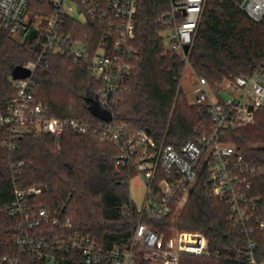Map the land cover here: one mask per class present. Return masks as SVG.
<instances>
[{
  "label": "built area",
  "instance_id": "1",
  "mask_svg": "<svg viewBox=\"0 0 264 264\" xmlns=\"http://www.w3.org/2000/svg\"><path fill=\"white\" fill-rule=\"evenodd\" d=\"M204 4L205 0H169V9L162 15L172 26L163 34L165 49L179 55L186 67ZM137 9L138 0H0L1 31L12 37L21 32L23 41L31 33L42 39L35 59L22 66L30 76L11 79L15 93L0 109V127L6 130L2 147L13 151L18 138L27 133H46L58 147L65 131L86 135L95 128L101 140L110 141L118 149L116 165L139 176L145 186L142 204L136 205L130 198L121 211L125 219H132V212L137 219L130 241L120 246H105L72 231L68 218L37 203L36 198L43 193L41 186L14 187L7 209L19 220L23 234L13 239L14 253L0 256V264H179L183 256L218 258L219 251L210 248L201 233L176 230L166 238L154 228L156 222L180 214L201 176L208 195L228 207V222L246 238L243 261L264 264L255 255L253 239L264 234V162L253 160L246 154V147L227 142L224 137L227 131L247 126L264 107V59L252 75L237 76L226 83V90L221 91L230 93L227 97H216L207 81L197 78L191 104L206 108L212 127L179 147L164 139L157 141L146 130L129 123H116L113 118L94 127L81 118L52 117L35 98L34 72L48 67L49 54L60 55L89 66L98 82L92 95L101 109L112 114L127 92L134 68L130 43ZM242 10L254 22H261L264 0H247ZM70 20L90 22L102 31L92 55L69 31ZM21 166L20 162L13 165L17 175ZM51 227L56 231H49Z\"/></svg>",
  "mask_w": 264,
  "mask_h": 264
},
{
  "label": "trees",
  "instance_id": "2",
  "mask_svg": "<svg viewBox=\"0 0 264 264\" xmlns=\"http://www.w3.org/2000/svg\"><path fill=\"white\" fill-rule=\"evenodd\" d=\"M105 3L108 0H100ZM243 0H205L193 37L187 64L197 78H204L216 97L224 84L237 76L255 73L264 59V18L254 22L240 8ZM169 0H138L136 28L130 43L134 49L133 72L125 96L112 109L113 121L146 130L155 140L179 147L207 133L212 127L203 105L189 104L180 81L186 62L165 49L163 34L171 29L162 15ZM69 31L92 55L101 30L90 22L69 21ZM42 46L39 35L31 33L23 42L0 30V109L15 90L11 71L35 59ZM48 67L33 74L34 94L48 114L56 118H81L92 126L102 120L89 110L90 93L98 86L86 63L49 54ZM5 129L0 127V256L14 253L13 239L23 234L19 220L9 215L14 187L41 186L36 198L48 210L61 213L72 231L87 235L105 246L130 241L136 214L125 219L121 211L129 203L127 181L135 174L116 165L118 149L101 140L95 128L86 135L65 131L57 147L46 133L24 134L13 151L2 147ZM227 142L246 147V154L264 162V107L249 127L224 133ZM22 163L20 174L13 165ZM201 176L192 188L180 214L156 222L155 231L169 237L173 228L198 232L218 258L183 256L179 264H246V238L227 220L228 207L211 198ZM51 232L55 228H49ZM255 255L264 260V234H257ZM22 264H34L24 262Z\"/></svg>",
  "mask_w": 264,
  "mask_h": 264
},
{
  "label": "rangeland",
  "instance_id": "3",
  "mask_svg": "<svg viewBox=\"0 0 264 264\" xmlns=\"http://www.w3.org/2000/svg\"><path fill=\"white\" fill-rule=\"evenodd\" d=\"M79 18L82 19L83 16H79ZM13 38L18 42H23L21 32H18L16 35H14ZM196 80H197V77L191 72V70L188 67H185L183 71V77L180 81V88L184 96L186 97L187 101L189 102V104H191V102L194 100V97H195L194 88L196 86ZM225 85L226 84L222 86L221 90H226ZM221 95L222 97H227L228 95H230V93H228L227 91H223ZM255 116L253 118V121L245 127H249L254 123ZM144 194H145V186L142 183L141 178L139 176H134L129 182L130 198L133 200V202L136 205H141L143 202ZM175 232H176V229L173 228L169 236L173 235V233Z\"/></svg>",
  "mask_w": 264,
  "mask_h": 264
},
{
  "label": "water",
  "instance_id": "4",
  "mask_svg": "<svg viewBox=\"0 0 264 264\" xmlns=\"http://www.w3.org/2000/svg\"><path fill=\"white\" fill-rule=\"evenodd\" d=\"M247 4V0H244L243 3L241 4V9H244ZM189 47L186 45L184 46V52L187 53ZM30 76V71L25 69L22 66H17L15 67L11 73H10V78L13 81L17 80H22ZM89 103V110L98 119L102 121H111L112 120V114L109 111L103 110L99 107V105L96 103L92 93H90V96L87 99Z\"/></svg>",
  "mask_w": 264,
  "mask_h": 264
}]
</instances>
